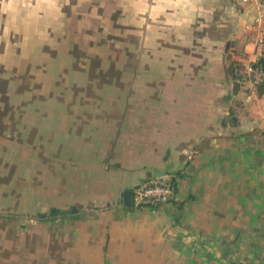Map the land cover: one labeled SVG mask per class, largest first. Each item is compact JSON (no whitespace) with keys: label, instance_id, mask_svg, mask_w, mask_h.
Masks as SVG:
<instances>
[{"label":"crops","instance_id":"1","mask_svg":"<svg viewBox=\"0 0 264 264\" xmlns=\"http://www.w3.org/2000/svg\"><path fill=\"white\" fill-rule=\"evenodd\" d=\"M70 1L87 0H0V31L46 45L67 33ZM94 1L127 19L146 55L111 106L95 92L102 101L71 107L73 120L65 110L64 155L48 154L53 189L36 191L28 218L67 224V264H264V95L248 99L230 72L253 58L264 0ZM166 175L169 202L126 203L127 190ZM22 216L3 217L2 239L24 233Z\"/></svg>","mask_w":264,"mask_h":264},{"label":"rangeland","instance_id":"2","mask_svg":"<svg viewBox=\"0 0 264 264\" xmlns=\"http://www.w3.org/2000/svg\"><path fill=\"white\" fill-rule=\"evenodd\" d=\"M240 1L239 5L250 3ZM71 2L64 8L63 30L67 33L51 35L48 45L33 43V35L0 31V264H67L65 251L72 245L67 224L28 218L38 217L33 209L36 191L53 189L49 151L64 155L63 143L70 129L60 119L66 110L67 118L73 120L68 113L71 107L96 106L102 96L107 98L106 106H111L115 94L129 88L137 69L134 61L144 60L146 55L142 37L130 33L127 19L113 12V6L87 0L71 7ZM256 20L260 22V17ZM260 50L256 45L251 60L240 55L239 60L246 64L242 70L232 64L230 72L234 77L239 74V86L244 84L239 79L247 72V64L253 66L263 57ZM246 83L244 87L250 89ZM139 85L134 83V89ZM95 92L103 94L96 100ZM39 174L44 178L40 180ZM17 198L18 203L12 205ZM41 200L42 206L53 203L50 195L41 196ZM6 216L24 217L21 221L26 227L21 235L8 228L7 241L1 238L6 224H11L2 220ZM10 254L15 257L1 258Z\"/></svg>","mask_w":264,"mask_h":264},{"label":"built area","instance_id":"3","mask_svg":"<svg viewBox=\"0 0 264 264\" xmlns=\"http://www.w3.org/2000/svg\"><path fill=\"white\" fill-rule=\"evenodd\" d=\"M242 1L256 2L258 4L261 0ZM258 20L256 21L258 22ZM256 45L262 49L260 52L264 57V33L258 37L256 40ZM258 61L259 58L255 60L253 66L250 63L247 64V72L242 75V79H239L240 83L249 82L250 84L248 99H252V96L257 92V87L264 82V70L260 67L254 66ZM167 176L168 175L163 177V179L149 178L143 184L139 185L135 189L134 204L136 206H155L165 204L173 199L174 189Z\"/></svg>","mask_w":264,"mask_h":264},{"label":"trees","instance_id":"4","mask_svg":"<svg viewBox=\"0 0 264 264\" xmlns=\"http://www.w3.org/2000/svg\"><path fill=\"white\" fill-rule=\"evenodd\" d=\"M233 65H234V67H236V69H238V68L240 69L241 68V65H239V64L238 65L237 64H233ZM254 66L260 67V68H262L264 70V57L259 58V61L257 63H255ZM235 78L238 79L239 78V74L237 76H235ZM257 93L259 95H264V82L261 83L257 87Z\"/></svg>","mask_w":264,"mask_h":264},{"label":"water","instance_id":"5","mask_svg":"<svg viewBox=\"0 0 264 264\" xmlns=\"http://www.w3.org/2000/svg\"><path fill=\"white\" fill-rule=\"evenodd\" d=\"M232 43H234V42H228L227 43V47H229L230 46V44H232ZM138 187V186H137ZM136 187V188H137ZM136 188H134V189H129V190H127L126 192H125V201H126V203L128 204V205H130V206H132V205H134V195H135V189ZM177 190H176V188H174V192H176ZM41 215H44V214H41Z\"/></svg>","mask_w":264,"mask_h":264},{"label":"flooded vegetation","instance_id":"6","mask_svg":"<svg viewBox=\"0 0 264 264\" xmlns=\"http://www.w3.org/2000/svg\"><path fill=\"white\" fill-rule=\"evenodd\" d=\"M104 65V64H103ZM42 214H44V213H42ZM48 213H45L44 215H47Z\"/></svg>","mask_w":264,"mask_h":264}]
</instances>
